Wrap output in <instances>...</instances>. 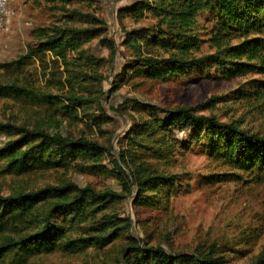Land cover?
I'll list each match as a JSON object with an SVG mask.
<instances>
[{
	"label": "trees",
	"instance_id": "obj_1",
	"mask_svg": "<svg viewBox=\"0 0 264 264\" xmlns=\"http://www.w3.org/2000/svg\"><path fill=\"white\" fill-rule=\"evenodd\" d=\"M48 1L63 5L59 8L64 12L61 19L34 28L25 53L6 67L21 72L30 61L59 63L68 90L63 96L68 107L71 105L60 113L70 115L73 109L93 101L76 94L82 81H101L96 74H86V69L100 67V60L84 46L98 39L108 48L109 59L115 46L104 36L106 21L94 11L65 9L69 0ZM76 1L88 9L95 3ZM118 11L134 23L144 18L152 22L123 29L121 45L128 50L129 60L108 92L117 91L119 82L128 78L167 81L193 72L221 80L250 73L264 76V0H132ZM200 21L207 28L206 39L197 35ZM204 42L212 52H201ZM234 92L264 100V78L246 79ZM26 93L46 101L54 97L17 79L0 80V97L25 96L29 100ZM224 97H212L195 107L176 105L159 110L139 104L147 117L132 122L117 154L111 139L103 145L39 126L0 122V134L6 135L0 143V174L70 168L77 174L115 178L119 186V191L109 187L96 190L65 181L0 194V260L11 254V261L18 264L54 251L76 254L93 248L113 251L116 264H227L215 242L185 251L164 246V240L136 239L131 235V217L119 211L121 202L130 198L136 222L152 216L169 234L171 200L180 193L183 182V173L173 167L183 152L190 150V144L232 170L264 177V135L241 127L237 121L225 122L203 113ZM129 102L140 103L124 101ZM91 121L100 129L96 119ZM231 174H210V179L227 180ZM250 264H264V248Z\"/></svg>",
	"mask_w": 264,
	"mask_h": 264
},
{
	"label": "rangeland",
	"instance_id": "obj_2",
	"mask_svg": "<svg viewBox=\"0 0 264 264\" xmlns=\"http://www.w3.org/2000/svg\"><path fill=\"white\" fill-rule=\"evenodd\" d=\"M69 1L65 9L94 11L102 17L107 24L104 36L115 46L111 59L108 48L100 45L98 39L84 46L89 54L100 60V67L86 69V74L98 75L101 81H82V88L76 94L93 101L83 104V107H75L70 115L61 114L60 110L66 111L71 106L68 107L70 103L63 96L68 91L63 83L65 72L59 63H52L50 59L42 64L30 61L21 72L8 70L6 65L25 53L26 45L33 39L32 30L57 22L64 13L59 9L63 5L48 0H8L13 15L8 18L0 36V80L11 82L17 79L18 83L30 85L54 97L52 101L27 93L29 100L25 96L20 99L0 97V122L22 124L29 128L39 126L62 135L87 137L103 145L111 139L117 154L118 146L126 141L125 133L132 122L147 117L146 110L140 109L139 104L154 105L158 110L176 105L195 107L212 97L225 96L221 101L210 104L212 106L203 113L213 114L225 122L237 121L241 127L264 135V100L234 92L246 79L264 78L260 74L250 73L232 80L208 79L196 72L167 81L128 78L119 82L117 91L108 92L114 80L118 83L117 75L129 60L128 50L121 45L123 29L149 25L152 20L144 18L134 23L120 16L119 8L132 0H95L89 9L85 3ZM199 23L197 35L206 39L207 28L203 21ZM212 51L208 42L201 46V52ZM127 99L140 103H124ZM91 118L98 121L100 129L95 127ZM5 139L6 135L0 134V143ZM188 148L190 150L183 152L173 167L174 171L183 173V182L180 193L171 200V217L167 223L170 233L161 230L152 216L136 222L128 198L121 202L119 211L131 217V235L136 239H154L155 242L164 240L167 241L164 246L171 245L185 251L197 246L204 248L215 242L227 264H250L264 248V177L255 178L232 170L221 161L210 158L197 145L190 144ZM230 172L232 174L227 180L211 182L210 174ZM65 181L75 182L81 187L90 185L96 190L109 187L119 191L115 178L77 174L68 168L35 170L21 175L0 174V194L36 190ZM114 255L111 250L100 252L93 248L76 254L54 251L27 258L18 264H116ZM11 260V254H8L0 260V264H14Z\"/></svg>",
	"mask_w": 264,
	"mask_h": 264
},
{
	"label": "built area",
	"instance_id": "obj_3",
	"mask_svg": "<svg viewBox=\"0 0 264 264\" xmlns=\"http://www.w3.org/2000/svg\"><path fill=\"white\" fill-rule=\"evenodd\" d=\"M12 15L13 12L8 7V0H0V36L5 29L8 18Z\"/></svg>",
	"mask_w": 264,
	"mask_h": 264
}]
</instances>
